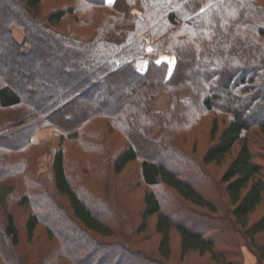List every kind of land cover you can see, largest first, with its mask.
I'll return each mask as SVG.
<instances>
[{
  "label": "trees",
  "instance_id": "1",
  "mask_svg": "<svg viewBox=\"0 0 264 264\" xmlns=\"http://www.w3.org/2000/svg\"><path fill=\"white\" fill-rule=\"evenodd\" d=\"M46 1L0 0V264H103L115 251L131 264H169L174 233L181 260L246 264L245 248L264 264V167L252 148L264 138L262 1ZM162 94L167 112L150 105ZM206 117L212 144L199 160L177 133ZM48 128L52 140L36 141ZM46 153L51 170L38 180ZM229 159L216 190L224 218L203 172ZM139 161V185L151 189L141 232L156 218L161 238L154 261L101 240L122 237L108 185L123 189L119 177ZM189 172L202 175L198 184ZM160 188L210 215L177 219ZM70 235L84 240L82 252Z\"/></svg>",
  "mask_w": 264,
  "mask_h": 264
},
{
  "label": "rangeland",
  "instance_id": "2",
  "mask_svg": "<svg viewBox=\"0 0 264 264\" xmlns=\"http://www.w3.org/2000/svg\"><path fill=\"white\" fill-rule=\"evenodd\" d=\"M264 4V0H261ZM49 7H53L54 2L53 0H47L46 1ZM115 0H111V2L108 3L113 4ZM20 39V38H19ZM21 40V39H20ZM138 68L141 72H144L145 68L147 69V61L146 60H140L138 62ZM151 107L158 112H167L169 111L171 107V97L168 94H162L155 99H153L150 102ZM190 125V127H184L185 130H182L183 132H188L189 138L186 140H183V132H178L177 134V142L182 147L185 148V151L188 153H193V151L196 149V155L195 157L199 160L203 157V152L212 144L210 139V129H211V118L206 117L200 120V122L195 126ZM56 129L54 128H48L43 130L42 132L38 133L36 136V141L45 143L46 141H51L54 135V132ZM253 146L256 153V161L258 163H261L264 167V138L261 137H253L252 138ZM195 152V151H194ZM51 160L52 155L51 153H46L45 155L41 156L38 160V166L36 168V177L39 180L41 178V175H44L46 173H49L51 170ZM161 160V159H160ZM161 161H164L162 158ZM165 162V161H164ZM231 162V159H229L226 163H224L222 166L217 165H210L206 169L209 172H203L206 174H209L211 176L210 179L206 180L207 184L205 187H207V191L210 194L212 199H215L219 203V215H224L223 211L226 210L225 206H228V204L221 205L220 202H224V196L220 197L217 194L219 184L221 183V180L223 176L226 173V170ZM140 161L136 162L129 166L128 170L125 171V173L119 177V181H125L127 184L125 187L121 190L118 188V186L115 183H111L108 185L109 187V199L111 201V206L113 208L114 218L112 223L115 221L116 216V222L115 225L121 230V236L122 237H115V238H101L103 243H113L118 246V248L122 252H127L129 254H135L139 253L140 251L146 252L148 257L154 261V258L158 259L156 256V251L158 249V246L160 244V236L155 231V220L156 218H153L149 221V225L146 231L141 232V226H142V213H143V198L144 193L146 190H151L144 184L139 185V182H141L140 177ZM169 167H172V161L167 162ZM186 174V173H185ZM187 174H190V178L192 179L194 184H198V180L202 179V175L198 172H189ZM99 184V185H98ZM96 184L97 190H103L104 183L98 182ZM131 185V186H129ZM204 185V184H203ZM200 186V185H199ZM201 187V186H200ZM202 188V189H205ZM157 191L161 192L164 196H166L167 199H164V204L166 205L165 208L169 212L176 213L181 212L180 216H177L176 218L179 220H184L186 218L187 220V214L183 211L193 210L195 212H200V214H209L210 211L205 209L197 208L193 205L185 203L184 205L181 202H178L174 194L171 193L170 190L165 188L157 189ZM171 194V196L169 195ZM169 199H168V197ZM175 208V209H174ZM227 208V207H226ZM185 209V210H184ZM98 211L103 212L102 208L98 207ZM263 209H259L257 213H255L252 216L251 222L256 221V218L260 216ZM175 216V215H174ZM189 216V214H188ZM193 217H191V221ZM20 220H24V218H20ZM216 222V221H215ZM191 224V222H189ZM215 225H218L217 222ZM214 227V226H213ZM199 229H205L202 226L199 227ZM71 237L69 239H72L71 245L73 251H81L85 248V242L84 240H80L78 236L70 235ZM239 243H241V240H238ZM26 250H29V245L24 246ZM172 251L173 256L168 261L169 264H213L212 261L209 259L208 255L200 256L198 253H192L186 257L185 260L182 259L181 254V246L179 243V238L176 233H174V238L172 241ZM83 253H86V250L83 251ZM107 261L113 264H131L129 261L124 259L120 253L117 251L113 252L112 254L106 255ZM104 262L103 264H108ZM99 264V262L97 263Z\"/></svg>",
  "mask_w": 264,
  "mask_h": 264
},
{
  "label": "crops",
  "instance_id": "3",
  "mask_svg": "<svg viewBox=\"0 0 264 264\" xmlns=\"http://www.w3.org/2000/svg\"><path fill=\"white\" fill-rule=\"evenodd\" d=\"M144 70H146V68ZM243 254L246 258L245 259L246 264H259L256 257L252 255L251 253H249L247 250H245V248H244Z\"/></svg>",
  "mask_w": 264,
  "mask_h": 264
},
{
  "label": "snow or ice",
  "instance_id": "4",
  "mask_svg": "<svg viewBox=\"0 0 264 264\" xmlns=\"http://www.w3.org/2000/svg\"><path fill=\"white\" fill-rule=\"evenodd\" d=\"M109 2H111V0H109Z\"/></svg>",
  "mask_w": 264,
  "mask_h": 264
}]
</instances>
